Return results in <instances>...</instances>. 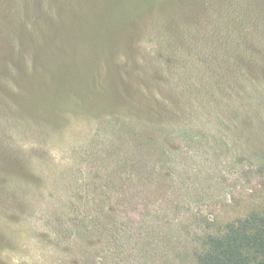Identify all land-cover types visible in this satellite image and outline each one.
Returning <instances> with one entry per match:
<instances>
[{
  "label": "rangeland",
  "instance_id": "rangeland-1",
  "mask_svg": "<svg viewBox=\"0 0 264 264\" xmlns=\"http://www.w3.org/2000/svg\"><path fill=\"white\" fill-rule=\"evenodd\" d=\"M252 212L264 0H0V264H194Z\"/></svg>",
  "mask_w": 264,
  "mask_h": 264
},
{
  "label": "trees",
  "instance_id": "trees-1",
  "mask_svg": "<svg viewBox=\"0 0 264 264\" xmlns=\"http://www.w3.org/2000/svg\"><path fill=\"white\" fill-rule=\"evenodd\" d=\"M194 264H264V213H249L227 223L218 234L205 237L204 249L196 254Z\"/></svg>",
  "mask_w": 264,
  "mask_h": 264
}]
</instances>
